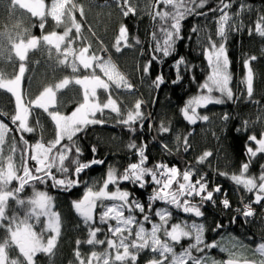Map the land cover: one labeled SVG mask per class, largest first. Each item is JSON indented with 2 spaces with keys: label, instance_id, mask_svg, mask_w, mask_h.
I'll return each instance as SVG.
<instances>
[{
  "label": "snow or ice",
  "instance_id": "snow-or-ice-1",
  "mask_svg": "<svg viewBox=\"0 0 264 264\" xmlns=\"http://www.w3.org/2000/svg\"><path fill=\"white\" fill-rule=\"evenodd\" d=\"M114 3L123 17L135 15L137 12L132 0H114ZM207 3L208 0H154L157 10L149 14L153 21L158 23H154L152 33L153 44L150 45L152 54L139 68L143 78L151 79L152 66L155 62L163 63L165 58L177 53V42L184 38L182 22L192 15L208 16V12L198 11ZM161 5L164 7L160 8ZM231 7V3L220 0L217 7L210 10L212 13L217 11L220 13L214 20L215 39L212 35H207L203 41L197 40V43L202 45V54L210 72L205 81L199 85L198 93L190 97L180 108L183 119L189 124L209 119L207 115H200L198 109L210 104H223L226 100L234 102L236 99L230 87L232 75L227 41L230 32L240 31L244 27L242 22L236 24L234 20L245 11L252 9L250 5L242 3L239 11L232 14L229 11ZM9 10L11 13L23 10L25 16L30 14V17L37 18L42 34L39 37L31 35L27 28L21 31L20 23L14 26L17 30L15 35L7 34V40L11 45L10 51L14 52L20 63L18 72H15L12 78H6L0 73V89L10 93L14 98L15 111L11 115V124L16 126L15 132L21 135L19 142L15 136H12V142L8 145L6 137L13 132V129L0 120V229L6 232L3 240H0V264H36L38 253L49 257L54 254L61 234L62 221L60 214L54 210V197L47 190H39L37 185H50L51 188L62 192L84 187L83 195L71 201L77 216L87 229V238L77 239L75 242L77 248L74 256L78 264H139V257L145 251H149L152 255L146 264H264V240L256 244L254 249H250L248 245L233 237V248L236 251L221 247V251L229 252V259L221 262L215 260L206 251L219 247L220 243L206 242L204 223L196 220L171 222L174 219L171 209L191 214L195 218L205 216L202 209L206 203H211L213 206L219 204L223 209H231L227 195L219 202L214 197V193L218 194L222 191L221 186L216 185L209 190L206 175L201 174L194 165L186 166L183 171L174 164L169 166L164 162H157L149 167L147 166L149 157L146 155L147 144L144 142L137 144L134 139H130L127 148L134 152L136 162L129 163L122 172L109 165L102 184L96 179H92L91 182L83 179L86 170L93 166H102L105 161L96 158L98 149L93 145L91 147L93 158L82 162L83 151L78 141V134L85 132L89 126L108 123V119L104 118L105 110L115 114L110 118L114 119L117 125L135 134L137 125L142 127L151 120V114L145 115L142 111L146 101L137 98L131 107H126L119 97L113 98L114 89H122L131 94L135 91V86L119 71L110 57L104 59L92 52L91 44L74 47L76 41L83 40L82 25L76 20L74 13L79 11L81 16L84 15L83 8L74 0H51L50 4H46L45 0H10ZM48 17H51L57 28H64L62 33L56 30L44 32ZM73 29L75 37L70 35ZM192 31L196 33L203 30L194 26ZM254 31L264 38V14L257 17ZM249 34H252L251 29ZM5 35L6 33H0V42ZM121 42L124 47L132 46L129 44V29L123 23L119 26L114 45L116 52L121 51ZM136 43L139 44L138 39ZM42 45L48 47L50 53L54 48L58 54L59 64L70 67L74 75L71 79L65 77L54 87H45L35 99L25 101L22 81L27 71L28 53ZM2 54L3 46L0 43V55ZM61 56L63 58L59 59ZM256 59V56H250L243 60L245 76L241 82L246 85L249 101H252L254 95V72L250 62ZM80 67L91 71L82 77L75 75ZM194 67L185 57L178 56L173 63L176 75L171 81L172 85L180 83L185 74L194 71ZM97 69L104 78L97 74ZM192 79L195 82V76ZM73 83L83 90L82 103H79L70 115L58 110H50L51 106L57 103V91ZM165 83L164 75L157 74L151 79L150 87L159 90ZM98 90L108 94L106 101L98 99ZM152 102H156L155 97ZM253 102L258 103V101ZM35 109H42L55 125V138L47 144L43 142L42 137L30 144L23 135L34 133L37 128L43 130L39 119L36 121V126L30 124V116ZM97 114L101 118H97ZM0 116L7 117L8 113L0 111ZM229 119L231 117L227 113L222 117L225 122ZM148 126L150 129L153 127L151 123ZM247 126L248 122L245 121V128ZM158 131L168 133L170 129L161 122ZM180 139V136L176 137L177 141ZM63 141L66 143H62ZM248 141L254 142L255 148L246 145L248 159L241 164L239 173L231 175L226 172L218 173L230 179L235 185L241 186L245 192L254 194L252 202L245 203L242 198L241 207L235 209L238 216L245 218V222L255 214L253 204L264 203V164L260 165L259 176L248 175L253 159L258 154L264 153V132L260 133L259 138L255 134L249 135ZM183 142L184 151L187 152L188 138L184 137ZM162 149L168 155H172L166 144L162 145ZM17 152L20 153L19 163L16 162ZM211 155V152L205 151L197 157V163L203 164ZM31 162H34V166ZM13 181L17 182L16 187H11ZM121 182H129L140 189L154 185L147 197V205L145 206L129 190L122 189ZM110 185L115 186V189L110 191ZM27 186L32 188V194L22 198L21 193ZM197 197L199 201L193 202ZM10 201H14L17 206L11 209V215L8 214ZM157 201L163 202L165 206L155 207ZM17 209L23 210V216L19 215ZM138 214L142 219H138ZM153 214L158 220L154 221ZM236 219L237 217H233L231 222H235ZM97 220L100 225L107 226L106 230L95 226ZM112 221L115 223L113 224ZM41 223L43 227L37 232L35 227ZM146 223L151 227H146ZM223 227V224L217 222L212 231L215 232ZM45 233H50L46 242ZM99 233H104L105 238L99 239ZM185 240L189 241L187 246L183 245ZM105 244L107 247L104 251L93 250L86 259L79 250L81 245L95 247ZM177 246H180V251L176 250ZM15 250H18V255L13 257L10 253ZM249 250L258 254L260 258L257 260L244 256L243 254Z\"/></svg>",
  "mask_w": 264,
  "mask_h": 264
},
{
  "label": "trees",
  "instance_id": "trees-1",
  "mask_svg": "<svg viewBox=\"0 0 264 264\" xmlns=\"http://www.w3.org/2000/svg\"><path fill=\"white\" fill-rule=\"evenodd\" d=\"M76 4L81 6L84 15L81 16L79 11L74 14L76 20L82 25L83 40L74 43L75 48L91 44V51L97 55L108 59L109 57L116 64L120 72L125 74L131 83L135 86V91L131 95H120L116 91L113 97H119V100L124 102V106L131 107L137 98H142L146 101L142 111L145 115L151 114V119L142 127L137 125L135 134L129 133L122 126L117 125L114 113L105 111V119L108 123L104 125L89 126L85 132L78 134V141L83 151L81 157L82 162H87L93 158L91 147L96 145L98 152L96 158L103 159L105 164L102 166H93L86 170L83 174V179L91 182L96 179L100 184L103 183V178L109 165H113L120 172L131 162H136L137 158L133 151L127 148L130 139H134L137 144L144 142L147 144L146 155L149 157L147 166L152 167L157 162L167 163L169 166L176 165L181 171L186 166L194 165L201 174L206 175L209 183V190L220 185L222 191L214 193V197L219 202L225 195L231 203V209H223L222 205L213 206L211 203H206L202 211L205 216L195 218L191 214L178 212L171 209L174 213L172 223L187 220L191 222L196 220L205 224V240L206 242L216 241L219 234H229L235 237L236 240L248 245L250 249H254L256 244L264 240V203L253 204L255 214L253 217L245 218L238 216L235 209L241 207V199L245 203L254 200L253 193L245 192L241 186L235 185L230 179L220 176L219 172H226L229 175L239 173L242 163L247 162L246 145L255 148L254 142L248 141V136L255 134L258 138L261 132H264V38L260 37L254 31L256 19L259 15L264 14V0H225L226 3H231L232 7L229 11L235 14L240 9V5H250L251 11H245L234 23H243L244 27L240 31L230 32L227 49L231 61L230 72L232 75L231 88L235 91L238 79L243 80L245 69L243 60L256 56L255 61H251L250 65L254 72V95L252 101L247 98L246 85L241 82V93L236 97L235 101H225L223 104H210L204 108L198 109L200 115H207V121H197L195 124H189L183 119L180 113V108L192 96L198 93L199 85L205 81L208 71V64L202 54V45L197 43V40H204L207 35H212L215 39L216 24L214 20L218 18L219 12L212 13L210 10L217 7L220 0H208V3L203 9L198 11L208 12V16L192 15L182 22L183 40L177 42V53L171 57L165 58L163 63L155 62L152 66L151 79H154L157 74H163L166 83L159 90L150 87L151 79H146L141 76L139 71L140 66L146 63L150 56V45L153 44L152 33L154 31V22L150 12L157 10L154 0H132V4L137 8L135 15L123 17L114 0H74ZM46 4H50L51 0H45ZM10 0H0V33H6L2 42L3 54L0 55V73H3L6 78H12L15 72L19 69V59L15 57L14 52L10 51L11 45L7 40V34H16L15 25L21 24V31L27 28L31 35L41 36L42 32L39 28L37 18L30 17V14L25 16L23 10H17L11 13L9 10ZM163 8L164 6H159ZM211 19V20H209ZM125 24L129 29V44L131 47H124L121 42V51L116 52L115 43L118 35L120 24ZM197 26L202 29V32L194 33L193 27ZM249 29L252 34H249ZM56 30L62 33L64 28L55 26V22L51 17L47 18L44 32ZM158 31V28L156 29ZM71 36L75 37L73 29ZM139 40V44L136 40ZM206 46V45H205ZM106 49L107 51H104ZM91 54V52H90ZM183 56L186 60L194 65V71L184 75L183 80L172 85L171 81L175 79L173 74V63L178 58ZM11 57V58H10ZM58 54L54 49L49 52L48 47L41 46L38 49L28 53L26 60L27 71L22 82V89L25 100L29 97H34L46 86L54 85L65 77L70 79L74 73L68 66L59 64ZM63 57H59L62 59ZM97 71V70H96ZM90 70L81 68L80 75L89 74ZM98 73V71H97ZM100 73V72H99ZM101 74V73H100ZM167 74L170 75V80L167 79ZM77 75V74H75ZM195 76V82L192 77ZM236 89V90H235ZM156 102L153 103V98ZM82 100V90L79 85L74 83L67 86L64 91L59 92L55 108L60 109L61 113L69 114ZM167 102L168 106L162 108L161 102ZM253 101H258L255 103ZM160 106V107H159ZM0 111L8 113V116L3 118L4 122L11 124V115L14 114L15 104L10 93L0 89ZM168 113V117L163 116L164 112ZM227 113L231 119L223 121V115ZM43 116V130L37 128L36 132L23 134L25 139L30 144L36 140L43 138V142L47 143L51 136L54 137V123L49 120L38 110H34L30 117V124L36 126L37 117ZM97 118H101L97 115ZM245 121L248 122L245 128ZM161 122L168 126V133H159ZM153 127L150 129L148 124ZM15 125L10 126L13 132L10 135L15 136L19 142L20 133L15 132ZM239 129V131H237ZM180 136V141L176 137ZM188 138V151H184L183 138ZM10 143V142H8ZM62 143H66L63 141ZM166 144L171 150L172 155H168L162 149V145ZM59 147V146H58ZM205 151L211 152L212 155L207 158L203 164L197 163V157L201 156ZM16 161H19L20 153L17 152ZM155 153V158L152 160L150 155ZM34 166V162H31ZM264 164V153L258 154L250 166L248 175L259 176L260 165ZM150 179V178H149ZM17 182L13 181L11 187H16ZM147 186L146 189H140L137 185H132L129 182H121L122 189L129 190L135 197L139 198L142 203L147 205V197L152 191V187ZM38 189L47 190L54 197V210L61 217V234L57 241V246L54 249V254L49 257L43 253L37 254L36 264H78L74 256V251L77 248V239L87 238V229L82 224L77 216L71 201L77 200L83 195L84 187L73 188L70 192H62L53 189L50 185H37ZM115 186L110 185L109 190H114ZM32 188L27 186L25 191L21 193L22 198L31 196ZM197 197L195 201L198 202ZM161 201L155 202V207H164ZM170 207V206H169ZM17 206L14 201H10L9 215L12 214L11 209ZM20 216H23V210L17 209ZM147 210V209H146ZM138 214V219H142ZM233 217H237L235 222H231ZM154 221L158 220L153 214ZM43 221V218H42ZM224 225L223 228L212 231L216 223ZM114 224V221H112ZM95 226L107 228L106 225H100L98 220ZM41 228L38 229L40 232ZM6 232L0 229V240H3ZM45 234V242H46ZM99 239H104V233L98 234ZM188 240L183 241V245L187 246ZM107 245L99 246L105 248ZM93 246L81 245L80 252L86 258ZM177 251H180V246H177ZM209 253L217 261H225L229 259V254L224 253L216 248L207 249ZM145 251L139 257V264H146L151 259ZM198 255V254H197ZM250 259H259L258 254L249 250L243 254Z\"/></svg>",
  "mask_w": 264,
  "mask_h": 264
},
{
  "label": "rangeland",
  "instance_id": "rangeland-1",
  "mask_svg": "<svg viewBox=\"0 0 264 264\" xmlns=\"http://www.w3.org/2000/svg\"><path fill=\"white\" fill-rule=\"evenodd\" d=\"M220 15V14H219ZM54 49V48H53ZM55 50V49H54ZM32 51V50H31ZM112 60V59H111ZM81 68L82 67H80L79 69H78V71H77V75H79V76H81L80 75V70H81ZM83 69V68H82ZM91 71V70H90ZM97 71H98V73L97 74H99V75H101L102 76V78H104L103 77V74L101 73H99V70L97 69ZM209 72H210V68H208V71H207V74H206V77L208 76V74H209ZM173 74H174V76L176 75V70H175V68H173ZM82 77V76H81ZM167 79L168 80H170V75L169 74H167ZM206 79V78H205ZM23 82V81H22ZM60 82V81H59ZM58 82V83H59ZM56 84V83H55ZM54 84V85H55ZM54 85H50V86H53L54 87ZM70 85H72V84H70ZM70 85H68V86H70ZM230 86H231V82H230ZM46 87H48V86H46ZM66 88V87H65ZM64 88V89H65ZM113 88H114V86H113ZM235 88L237 89V93L238 94H236V97L237 96H239V93H241V81H240V79H238L237 80V82H236V86H235ZM64 89H60V90H58L57 91V96H58V94H59V92H61V91H64ZM235 89V90H236ZM2 90V89H1ZM81 90H82V88H81ZM233 90V93H234V95H235V91H234V89H232ZM5 91V90H4ZM22 91H23V89H22ZM41 91H43V89L41 90ZM40 91V92H41ZM116 91V93L117 94H120V95H123V96H126V95H131V94H129V93H127V92H125L124 90H122V89H120V90H115L114 89V92ZM39 92V93H40ZM39 93L37 94V95H35L33 98L32 97H29V99L28 100H31V99H35L36 98V96H38L39 95ZM133 93V92H132ZM11 95V94H10ZM107 93H104L102 90H98V99L100 100V101H106V99H107ZM218 95V94H217ZM13 98V97H12ZM114 98V97H113ZM24 99H25V97H24ZM13 101H14V98H13ZM26 101V100H25ZM82 101H83V90H82V100H81V102H79V103H82ZM162 104H161V106H162V108H166L167 106H168V103L167 102H161ZM14 104H15V101H14ZM79 105V104H78ZM77 105V106H78ZM55 106V105H54ZM76 106V107H77ZM127 107H129V106H127ZM160 107V106H159ZM36 110H38L39 112H41L43 115H45V117H47L49 120H51L48 116H47V114L46 113H44L43 112V110L42 109H36ZM50 110H58V111H60V109H57V108H55V107H53V106H51V108H50ZM75 110V109H74ZM73 110V111H74ZM105 111H108V110H105ZM61 112V111H60ZM71 113H69V114H65V115H70ZM97 115H99V114H97ZM163 116L165 117V118H167L168 117V113L165 111L164 113H163ZM31 117V116H30ZM43 116L42 115H40L39 117H37V119H39V121H43ZM0 120H2L1 118H0ZM151 120H153V119H151ZM4 121V120H3ZM5 123H7V122H5ZM41 123V122H40ZM8 124V123H7ZM9 125V124H8ZM9 127H10V125H9ZM26 134H30V133H26ZM10 135H11V133L9 134V136L8 137H6V142H7V144L8 145H10L11 144V142H12V139L10 138ZM55 138V126H54V137H52L51 136V138H50V140H53ZM50 140H48V141H50ZM47 141V142H48ZM8 142H10V143H8ZM47 144V143H46ZM8 153H7V151H5V155H7ZM17 155H18V153L16 154V157H17ZM156 156H155V153H152L151 155H150V158L153 160L154 158H155ZM17 163H19V161H16ZM142 218V217H141ZM158 219V218H157ZM197 222H199V221H197ZM115 223V222H114ZM145 226L146 227H148V228H150L151 227V225L150 224H145ZM43 227V223H41L40 225H38V226H36L35 227V230L38 232V229H40V228H42ZM47 236L50 234V233H45ZM47 236H46V239H47ZM233 236H231V235H229V234H219V237L217 238V242H219L220 243V246L219 247H217V250H220L221 251V247H223V248H227V249H229V250H232V251H236V249H234L233 248ZM235 238V237H234ZM107 247V246H106ZM105 247V248H106ZM105 248H100L99 249V246H95V247H92V251L93 250H95V251H98V252H102V251H104V249ZM91 251V252H92ZM91 252H89V255L91 254ZM147 253V255H149L151 258H152V255H151V253L149 252V251H146ZM222 252H224V253H228L229 254V252L228 251H222ZM10 255L11 256H13V257H16L17 255H18V250H15V251H13V252H11L10 253ZM88 256V255H87ZM87 258V257H86ZM85 258V259H86Z\"/></svg>",
  "mask_w": 264,
  "mask_h": 264
},
{
  "label": "bare ground",
  "instance_id": "bare-ground-1",
  "mask_svg": "<svg viewBox=\"0 0 264 264\" xmlns=\"http://www.w3.org/2000/svg\"><path fill=\"white\" fill-rule=\"evenodd\" d=\"M209 20H211V19H209ZM206 61V60H205ZM207 62V61H206ZM208 64V63H207ZM10 126H12L11 124H9Z\"/></svg>",
  "mask_w": 264,
  "mask_h": 264
},
{
  "label": "water",
  "instance_id": "water-1",
  "mask_svg": "<svg viewBox=\"0 0 264 264\" xmlns=\"http://www.w3.org/2000/svg\"><path fill=\"white\" fill-rule=\"evenodd\" d=\"M3 118L6 119L4 116H3ZM11 125H12V124H11ZM226 260H228V259H226ZM226 260H225V261H226Z\"/></svg>",
  "mask_w": 264,
  "mask_h": 264
}]
</instances>
